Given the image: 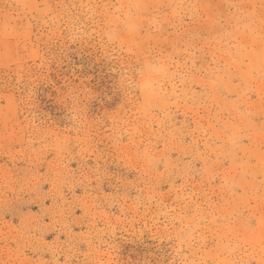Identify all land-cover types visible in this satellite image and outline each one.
I'll use <instances>...</instances> for the list:
<instances>
[{"label": "rangeland", "instance_id": "obj_1", "mask_svg": "<svg viewBox=\"0 0 264 264\" xmlns=\"http://www.w3.org/2000/svg\"><path fill=\"white\" fill-rule=\"evenodd\" d=\"M0 264H264V0H0Z\"/></svg>", "mask_w": 264, "mask_h": 264}]
</instances>
